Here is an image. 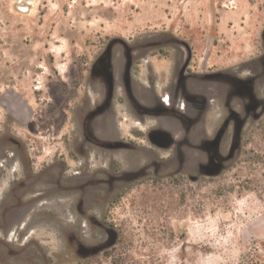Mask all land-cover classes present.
I'll return each mask as SVG.
<instances>
[{
	"label": "rangeland",
	"instance_id": "1",
	"mask_svg": "<svg viewBox=\"0 0 264 264\" xmlns=\"http://www.w3.org/2000/svg\"><path fill=\"white\" fill-rule=\"evenodd\" d=\"M0 264H264V0H0Z\"/></svg>",
	"mask_w": 264,
	"mask_h": 264
},
{
	"label": "water",
	"instance_id": "2",
	"mask_svg": "<svg viewBox=\"0 0 264 264\" xmlns=\"http://www.w3.org/2000/svg\"><path fill=\"white\" fill-rule=\"evenodd\" d=\"M111 96H112V86H111V90H110V93H109V99L111 98ZM254 108H256V105L253 103L249 107V109H254ZM221 135H222V132L218 135L217 140L215 141V143H218ZM151 139H152L153 142L157 143L160 146H165L167 144V136L164 133H162V132H153L151 134ZM115 238H116L115 234L112 235V239H111L109 244H112L115 241Z\"/></svg>",
	"mask_w": 264,
	"mask_h": 264
}]
</instances>
